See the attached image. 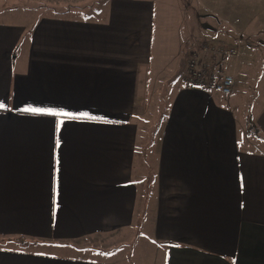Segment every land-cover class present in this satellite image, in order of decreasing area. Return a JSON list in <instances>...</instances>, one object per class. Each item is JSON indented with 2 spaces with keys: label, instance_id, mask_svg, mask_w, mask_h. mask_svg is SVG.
<instances>
[{
  "label": "crops",
  "instance_id": "obj_1",
  "mask_svg": "<svg viewBox=\"0 0 264 264\" xmlns=\"http://www.w3.org/2000/svg\"><path fill=\"white\" fill-rule=\"evenodd\" d=\"M19 1L0 0V240L31 246L0 242V264H119L72 249L144 216L164 84L140 263L264 264V96L256 137L233 98L185 83L182 0Z\"/></svg>",
  "mask_w": 264,
  "mask_h": 264
},
{
  "label": "rangeland",
  "instance_id": "obj_2",
  "mask_svg": "<svg viewBox=\"0 0 264 264\" xmlns=\"http://www.w3.org/2000/svg\"><path fill=\"white\" fill-rule=\"evenodd\" d=\"M56 1H32V6H53ZM19 2L20 6L15 4V7L25 9L28 6L26 0ZM182 3L186 45L188 43L192 48L198 46L204 39L212 38L239 46V57L224 61L226 68L234 73L237 81L235 91L230 97L238 105L240 114L249 119L248 134L261 137L258 129L253 127V114L264 96V0H182ZM9 7L7 2L6 4L0 2L1 9ZM160 91L159 96L153 98L151 108L143 120L144 139L148 144L143 176L145 181L143 193L148 199L145 201L147 206L144 207V216L140 217V222L128 232L99 235L82 241L79 245L81 247L76 248L82 253H75L72 249L73 254L109 258L119 264H141V260L148 262L150 257L152 259L156 245L147 234L146 221L153 212L156 194L154 182L156 140L170 103L168 87L164 84ZM0 242L22 247L31 246L30 242L21 243L17 239H2ZM147 252L151 256L142 255Z\"/></svg>",
  "mask_w": 264,
  "mask_h": 264
},
{
  "label": "built area",
  "instance_id": "obj_3",
  "mask_svg": "<svg viewBox=\"0 0 264 264\" xmlns=\"http://www.w3.org/2000/svg\"><path fill=\"white\" fill-rule=\"evenodd\" d=\"M240 48L225 42L206 38L195 46L188 57L184 81L191 87L209 88L224 96H231L237 81L224 63L226 59L238 58Z\"/></svg>",
  "mask_w": 264,
  "mask_h": 264
},
{
  "label": "trees",
  "instance_id": "obj_4",
  "mask_svg": "<svg viewBox=\"0 0 264 264\" xmlns=\"http://www.w3.org/2000/svg\"><path fill=\"white\" fill-rule=\"evenodd\" d=\"M253 127H254V128H257V126L255 125V123L253 124Z\"/></svg>",
  "mask_w": 264,
  "mask_h": 264
},
{
  "label": "snow or ice",
  "instance_id": "obj_5",
  "mask_svg": "<svg viewBox=\"0 0 264 264\" xmlns=\"http://www.w3.org/2000/svg\"><path fill=\"white\" fill-rule=\"evenodd\" d=\"M0 107H3V105L2 104H0ZM54 115H55V113H53Z\"/></svg>",
  "mask_w": 264,
  "mask_h": 264
}]
</instances>
